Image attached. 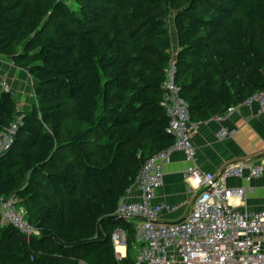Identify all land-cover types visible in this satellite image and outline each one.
Returning a JSON list of instances; mask_svg holds the SVG:
<instances>
[{
    "label": "trees",
    "instance_id": "trees-1",
    "mask_svg": "<svg viewBox=\"0 0 264 264\" xmlns=\"http://www.w3.org/2000/svg\"><path fill=\"white\" fill-rule=\"evenodd\" d=\"M0 0V54L35 78L0 154V200L15 195L38 236L1 222L0 264H135L117 259L112 217L147 159L170 147L166 71L191 119L264 89V0ZM177 39L172 49L169 19ZM17 112L0 87V131Z\"/></svg>",
    "mask_w": 264,
    "mask_h": 264
},
{
    "label": "built area",
    "instance_id": "built-area-1",
    "mask_svg": "<svg viewBox=\"0 0 264 264\" xmlns=\"http://www.w3.org/2000/svg\"><path fill=\"white\" fill-rule=\"evenodd\" d=\"M175 61L171 59L166 71L162 105L169 117L167 131L174 143L146 160L126 194L118 202L112 215L132 222L134 240L129 242L128 230L115 227L110 240L117 259L126 257L117 247L130 248L135 264H264V208L259 211H241L234 207L232 198L245 203L246 189L230 187L229 177L253 179L264 176V160L229 161L215 175L191 166L184 172L188 182V197L177 204L154 202L157 190L164 185L162 164L171 159L176 150L183 151L188 159L195 155L192 135L199 123L191 119L189 104L179 93L175 82ZM6 73L0 71V87L11 91ZM257 104L264 115V89L257 91L226 112L214 116L218 121L235 111L240 105ZM18 111L9 125L0 131V154L6 151L23 121ZM234 129L222 126L219 138L233 136ZM139 192L137 200H127L133 192ZM189 197L192 201L189 200ZM180 206H187L184 219L167 221L164 217ZM1 222L11 224L26 236H38L39 229L29 223L24 209L15 195L1 198ZM78 264H88L81 260Z\"/></svg>",
    "mask_w": 264,
    "mask_h": 264
},
{
    "label": "crops",
    "instance_id": "crops-1",
    "mask_svg": "<svg viewBox=\"0 0 264 264\" xmlns=\"http://www.w3.org/2000/svg\"><path fill=\"white\" fill-rule=\"evenodd\" d=\"M172 49L177 51V39L172 40ZM0 71L6 73V81L17 103V111H26L36 102L35 78L27 67L17 65L12 56L0 54ZM224 126L234 129L231 137L219 138L218 131ZM195 155L188 159L181 150L171 154V159L162 164L164 185L157 190L154 202L164 201L177 204L187 198L188 182L184 172L191 166H198L202 171L217 174L229 161L264 160V115L259 112L258 105H240L218 121L214 117L199 123L197 131L192 135ZM226 183L230 187L246 189L245 203L237 197L232 198V204L241 211H259L264 208V176L253 179L245 177H229ZM139 192L133 191L127 200H137ZM189 200L191 198L189 197ZM187 206H180L175 212H169L164 217L167 221L184 219ZM120 227V226H116ZM124 248V247H123ZM117 251L121 252L118 250ZM115 252V249H114ZM123 255L128 254L124 248Z\"/></svg>",
    "mask_w": 264,
    "mask_h": 264
},
{
    "label": "rangeland",
    "instance_id": "rangeland-1",
    "mask_svg": "<svg viewBox=\"0 0 264 264\" xmlns=\"http://www.w3.org/2000/svg\"><path fill=\"white\" fill-rule=\"evenodd\" d=\"M67 3H68V5L70 6V7H72V8H75L76 7V0H65ZM169 26H170V31H171V38H172V40H174V37H173V35H174V33H173V25H172V17H170V19H169ZM173 33V34H172ZM132 255H133V253H132Z\"/></svg>",
    "mask_w": 264,
    "mask_h": 264
},
{
    "label": "water",
    "instance_id": "water-1",
    "mask_svg": "<svg viewBox=\"0 0 264 264\" xmlns=\"http://www.w3.org/2000/svg\"><path fill=\"white\" fill-rule=\"evenodd\" d=\"M173 29H174V28H173ZM173 33H174L173 37H174V39H175L176 34H175V31H174V30H173ZM173 33H172V34H173ZM112 217L115 218V219H117V220H119V221H125V219H124V218H121V217H116V216H114V215H112Z\"/></svg>",
    "mask_w": 264,
    "mask_h": 264
},
{
    "label": "bare ground",
    "instance_id": "bare-ground-1",
    "mask_svg": "<svg viewBox=\"0 0 264 264\" xmlns=\"http://www.w3.org/2000/svg\"><path fill=\"white\" fill-rule=\"evenodd\" d=\"M118 250L121 252H124V248L123 247H118Z\"/></svg>",
    "mask_w": 264,
    "mask_h": 264
}]
</instances>
